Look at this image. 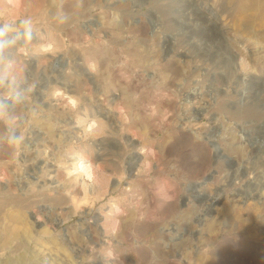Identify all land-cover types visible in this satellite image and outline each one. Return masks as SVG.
<instances>
[{
    "label": "rangeland",
    "instance_id": "rangeland-1",
    "mask_svg": "<svg viewBox=\"0 0 264 264\" xmlns=\"http://www.w3.org/2000/svg\"><path fill=\"white\" fill-rule=\"evenodd\" d=\"M5 25L0 264H264L258 0H0Z\"/></svg>",
    "mask_w": 264,
    "mask_h": 264
},
{
    "label": "bare ground",
    "instance_id": "bare-ground-1",
    "mask_svg": "<svg viewBox=\"0 0 264 264\" xmlns=\"http://www.w3.org/2000/svg\"><path fill=\"white\" fill-rule=\"evenodd\" d=\"M242 1H244V0H242ZM245 1H251V0H245ZM255 1V0H254ZM253 0H252V2H254ZM258 2L260 3V6L262 7V8H264V0H258ZM243 3V2H242ZM246 4V3H245ZM255 3H253V4H251V6H253ZM240 6V5H239ZM242 6H244V5H242ZM245 7V6H244ZM257 7V6H256ZM256 7H255V9H256ZM254 9V8H253ZM251 10V9H250ZM94 124V122H91V123H89V125L87 126V128L86 129H90L91 128V126ZM229 168L228 169H231V171L234 169L233 167H234V164H233V162H232V160L231 159H229ZM79 165H78V168H79V170H80V172H82L83 174H84V176L86 177V179H93V175H94V172H93V169H92V167H91V178H89V173H88V171H87V169L86 168H84V167H82V164L83 165H88L87 163H84V162H79L78 163ZM241 167V166H240ZM240 167H238V168H236V169H234L232 172L234 173V175H236L237 173H239V170H241L240 169ZM243 167V166H242ZM241 167V168H242ZM243 169V168H242ZM232 174V173H231ZM232 179L234 180L235 179V176L233 177L232 176ZM247 185H248V183H247ZM263 188V187H262ZM263 195V194H262ZM220 197V193L219 194H216L214 197H213V200H217L218 198ZM210 206H212V201L210 202V205L208 204V207H210Z\"/></svg>",
    "mask_w": 264,
    "mask_h": 264
},
{
    "label": "clouds",
    "instance_id": "clouds-1",
    "mask_svg": "<svg viewBox=\"0 0 264 264\" xmlns=\"http://www.w3.org/2000/svg\"><path fill=\"white\" fill-rule=\"evenodd\" d=\"M25 23H27V22H25ZM7 29H8V26L5 25L4 26V29L0 30V35H2L3 34V31H6ZM30 38H31V35L29 34V39ZM17 99H19V97H17ZM6 107L7 106L5 105L4 101L3 100H0V113H2L6 109ZM12 141L14 143L18 144L20 142V137H17L15 135H13ZM82 167H84V168L87 169V171L89 173V178H91V164H88V165H83L82 164Z\"/></svg>",
    "mask_w": 264,
    "mask_h": 264
},
{
    "label": "water",
    "instance_id": "water-1",
    "mask_svg": "<svg viewBox=\"0 0 264 264\" xmlns=\"http://www.w3.org/2000/svg\"><path fill=\"white\" fill-rule=\"evenodd\" d=\"M57 63H55V65H56ZM133 157H134V160L132 161V163H130V161H129V164H128V167H129V174H131L132 172H133V169L135 168V165H136V163L138 162V160H139V157H138V154H134L133 155Z\"/></svg>",
    "mask_w": 264,
    "mask_h": 264
}]
</instances>
